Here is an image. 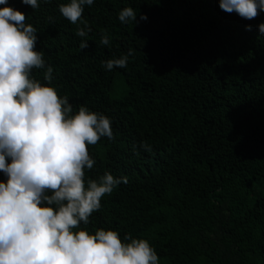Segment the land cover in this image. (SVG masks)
Masks as SVG:
<instances>
[{"label": "trees", "instance_id": "1", "mask_svg": "<svg viewBox=\"0 0 264 264\" xmlns=\"http://www.w3.org/2000/svg\"><path fill=\"white\" fill-rule=\"evenodd\" d=\"M66 2L8 6L37 29L50 86L74 111L111 120L114 139L88 146L86 178L109 172L127 183L80 227L147 239L159 264H264V11L247 20L218 0H94L81 18L92 28L82 50V25L59 13ZM125 7L136 23L120 22ZM129 49L127 67L103 66ZM32 76L48 84L43 69Z\"/></svg>", "mask_w": 264, "mask_h": 264}, {"label": "clouds", "instance_id": "2", "mask_svg": "<svg viewBox=\"0 0 264 264\" xmlns=\"http://www.w3.org/2000/svg\"><path fill=\"white\" fill-rule=\"evenodd\" d=\"M32 9L38 0H20ZM48 3L49 0H44ZM94 0H68L59 13L72 24H80L76 35L80 49L89 47L92 31L82 20L84 6ZM221 10L235 12L242 19H255L264 11V0H218ZM0 264H159L147 239L115 230L87 225L101 208V199L111 195L127 177L105 172L96 179L86 178L95 160L88 146L101 138L113 140L111 120L86 106L73 110L67 96L51 85L53 67L36 50L37 29L26 24L23 12L0 0ZM52 18L49 17V20ZM121 23H136V11L122 8ZM140 19H147L141 14ZM264 36V23L258 24ZM251 30V26H246ZM99 44L109 45L101 31ZM103 62L107 70L127 67L129 56ZM43 69L42 84L32 76ZM140 148L151 152L146 142Z\"/></svg>", "mask_w": 264, "mask_h": 264}]
</instances>
